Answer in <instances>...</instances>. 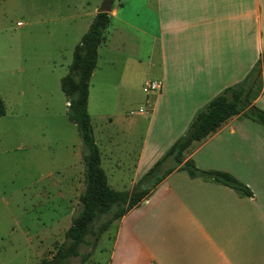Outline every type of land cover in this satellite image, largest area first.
<instances>
[{"label":"crops","instance_id":"obj_1","mask_svg":"<svg viewBox=\"0 0 264 264\" xmlns=\"http://www.w3.org/2000/svg\"><path fill=\"white\" fill-rule=\"evenodd\" d=\"M103 1L86 0L94 6V19ZM142 13L146 18L138 24ZM109 16L90 97L91 84L110 77L123 88L144 78L162 84L147 101V136L131 164L113 137L103 153L95 135L102 168L104 160L118 156L111 181L120 186L129 177L132 191L198 113L227 88L241 85L256 67L264 53V0H119ZM138 34L150 47L146 59L137 56L143 42ZM125 51L127 57L120 54ZM253 104L264 110V72ZM184 161L231 174L253 196L177 170L106 231L114 236L108 264H264V125L233 117L195 142ZM104 171L109 186L119 191Z\"/></svg>","mask_w":264,"mask_h":264},{"label":"rangeland","instance_id":"obj_2","mask_svg":"<svg viewBox=\"0 0 264 264\" xmlns=\"http://www.w3.org/2000/svg\"><path fill=\"white\" fill-rule=\"evenodd\" d=\"M93 11L86 0H0V97L7 109L0 117V264L51 260L79 214L85 190L82 142L68 118L61 79ZM145 18L140 14L136 23ZM145 40L137 52L142 59L150 51ZM152 81L157 80L139 79L123 88L110 77L91 84L89 112L103 153L112 137L127 164L140 152L151 117L147 101L157 95L147 89ZM117 157L104 160L103 167L114 189L130 191L129 177L120 186L111 181ZM112 234L101 237L100 248V241L81 247L89 255L85 263L78 257L66 264H108Z\"/></svg>","mask_w":264,"mask_h":264},{"label":"trees","instance_id":"obj_3","mask_svg":"<svg viewBox=\"0 0 264 264\" xmlns=\"http://www.w3.org/2000/svg\"><path fill=\"white\" fill-rule=\"evenodd\" d=\"M110 23L108 13H98L88 32L75 47L69 73L61 79V89L67 98L68 118L76 126L82 142L85 190L80 197L79 214L67 230V243L60 246L51 260L42 264H66L80 257L82 263L89 255L82 246L95 247L100 237L116 221L144 204L156 189L175 171L184 170L194 177L214 180L246 196L252 191L229 173L203 171L194 162L184 161L185 152L195 143L215 133L233 117L244 116L264 125V110L253 104L254 92L264 72V53L246 80L217 96L191 123L166 155L159 160L130 192L113 190L101 165V151L96 143L92 117L89 113L90 82L98 64V50ZM6 105L0 97V117L6 115ZM93 237L94 242L89 239Z\"/></svg>","mask_w":264,"mask_h":264},{"label":"water","instance_id":"obj_4","mask_svg":"<svg viewBox=\"0 0 264 264\" xmlns=\"http://www.w3.org/2000/svg\"><path fill=\"white\" fill-rule=\"evenodd\" d=\"M115 0H104L98 9V13H111Z\"/></svg>","mask_w":264,"mask_h":264},{"label":"built area","instance_id":"obj_5","mask_svg":"<svg viewBox=\"0 0 264 264\" xmlns=\"http://www.w3.org/2000/svg\"><path fill=\"white\" fill-rule=\"evenodd\" d=\"M147 89L151 93H158L162 89V84L160 82H151L148 84Z\"/></svg>","mask_w":264,"mask_h":264}]
</instances>
